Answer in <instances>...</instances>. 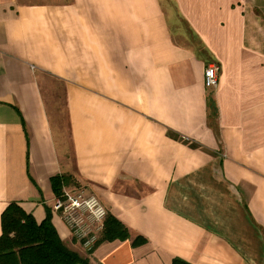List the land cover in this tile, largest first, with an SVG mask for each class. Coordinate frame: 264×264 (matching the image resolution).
<instances>
[{"label": "crops", "instance_id": "crops-1", "mask_svg": "<svg viewBox=\"0 0 264 264\" xmlns=\"http://www.w3.org/2000/svg\"><path fill=\"white\" fill-rule=\"evenodd\" d=\"M171 1L183 28L163 0H0V236L18 201L92 264H264V0ZM57 175L130 237L88 252L51 207Z\"/></svg>", "mask_w": 264, "mask_h": 264}, {"label": "trees", "instance_id": "trees-1", "mask_svg": "<svg viewBox=\"0 0 264 264\" xmlns=\"http://www.w3.org/2000/svg\"><path fill=\"white\" fill-rule=\"evenodd\" d=\"M212 115H217L215 100L210 97ZM70 176L57 175L51 178L55 195L62 193ZM2 234L0 236V264H92L90 260L67 248L52 223L51 211L38 222L18 201L9 203L2 213ZM130 237L126 225L109 214L100 239L102 241L125 240ZM145 242L138 237L134 245ZM171 264H192L182 258H175Z\"/></svg>", "mask_w": 264, "mask_h": 264}, {"label": "built area", "instance_id": "built-area-1", "mask_svg": "<svg viewBox=\"0 0 264 264\" xmlns=\"http://www.w3.org/2000/svg\"><path fill=\"white\" fill-rule=\"evenodd\" d=\"M221 66L215 62L205 69V84L210 90L219 86ZM51 207L60 214L71 234L88 251L93 252L102 238L108 208L96 194L84 187H63L61 195H55Z\"/></svg>", "mask_w": 264, "mask_h": 264}, {"label": "rangeland", "instance_id": "rangeland-1", "mask_svg": "<svg viewBox=\"0 0 264 264\" xmlns=\"http://www.w3.org/2000/svg\"><path fill=\"white\" fill-rule=\"evenodd\" d=\"M44 0H24V2L33 3V2H41ZM166 12L169 15L172 27H180L183 28L182 24L179 22L174 7L172 5L171 0H163ZM183 30V31H182ZM178 29L176 33H174V37L179 42H186L185 39V29ZM48 89L46 90V95L48 97L49 103L52 108H54V113L56 117L59 119L61 125L63 124L65 140H67V130H66V101L62 88V84L57 81L47 82Z\"/></svg>", "mask_w": 264, "mask_h": 264}]
</instances>
